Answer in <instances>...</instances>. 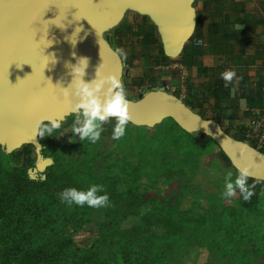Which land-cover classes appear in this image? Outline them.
Segmentation results:
<instances>
[{"label":"water","instance_id":"95a60500","mask_svg":"<svg viewBox=\"0 0 264 264\" xmlns=\"http://www.w3.org/2000/svg\"><path fill=\"white\" fill-rule=\"evenodd\" d=\"M195 1L0 0L1 148L9 155L34 146L35 168L44 173L53 160L42 155L36 121L47 117L64 122L77 115L73 106L78 98L72 93L79 78L72 75V66L87 58L85 82L98 73V78H118L123 86L126 64L104 33L117 28L129 11L148 17L157 27L164 55L178 58L196 30ZM128 100L132 126L152 129L170 119L188 134L212 139L236 171L247 169L249 179L264 182L263 153L194 112L161 83L138 100Z\"/></svg>","mask_w":264,"mask_h":264},{"label":"trees","instance_id":"16d2710c","mask_svg":"<svg viewBox=\"0 0 264 264\" xmlns=\"http://www.w3.org/2000/svg\"><path fill=\"white\" fill-rule=\"evenodd\" d=\"M142 18L150 20L148 17ZM119 28L121 32H118ZM113 31L118 40L128 35L136 38L145 62L149 63L151 55L158 48L155 36L160 38L153 23L152 26L146 23L138 26L119 25ZM199 32L197 14L195 33L182 54L176 59H168L160 43L162 55L158 62L165 65L179 62L186 67L198 63V59L206 53L205 47L197 45ZM183 102L193 110L188 101ZM170 121L188 137L197 140L199 133L188 134ZM59 131L50 137H39L43 146L42 155L54 161L46 171L45 179L33 181L28 177V171L34 169L37 162L34 146L25 145L9 155L0 146V264H183L176 255L185 248V230L193 228V211H181L179 205L169 204L168 196L161 198L160 202L147 204L146 194L140 191L139 185L140 175L146 166L142 156H151L157 161V155H162V175L168 177L174 171L179 172L173 170L171 165L175 157L173 146L160 145L148 153L143 152L141 146L136 148L133 156L139 155L141 161H136L135 157L133 163L127 165L126 187L120 190L122 181L117 182L112 176L101 177L93 168V161L82 166V162L67 163L58 157L50 140ZM201 136L203 140L197 143L198 149H206L211 142L215 144L209 137ZM235 139L246 142L245 138ZM139 143L143 145L141 141ZM164 146L166 150H163ZM220 159L226 166L232 167L221 150ZM156 161V167H159ZM93 184L103 186L109 196L108 206H67L59 198V193L65 188L87 190ZM248 184L255 185L252 189L254 195L249 202L240 197V203L242 208L252 211L259 206V198L264 195V182L249 179ZM96 213L103 215L102 224L97 227L98 237L91 241L90 247L82 248L73 236L84 229L89 233L95 232L92 218ZM130 217L137 219L135 224L128 223Z\"/></svg>","mask_w":264,"mask_h":264},{"label":"rangeland","instance_id":"374dc122","mask_svg":"<svg viewBox=\"0 0 264 264\" xmlns=\"http://www.w3.org/2000/svg\"><path fill=\"white\" fill-rule=\"evenodd\" d=\"M201 1L196 0L194 3L197 14L202 11ZM144 23L152 26L151 20L145 21L142 16L129 11L120 25L138 26ZM118 32H121L120 28ZM104 37L108 38L114 48L124 52L122 58L126 67L123 84L126 96L131 100H138L156 87L158 82L180 85L182 75H171L165 64L158 62L162 55V42L158 36H155L158 48L151 55L149 63L145 62L138 41L131 35L118 40L112 30L104 33ZM184 78L189 87L188 70L184 73ZM176 94L179 96L178 92ZM189 94L188 88L187 97L182 100L188 101ZM73 116L76 115H71L62 122L59 133L50 140L54 153L67 163L82 162L81 165L85 166L86 162L93 161L92 166L101 177L112 176L117 182L122 181L119 184L120 190L126 187L124 180L126 168L129 169L127 165H131L135 157L136 161L140 157L133 156L136 148L141 146L143 152L148 153L160 145L173 146L172 153L175 157L171 165L173 170L179 172L174 171L168 178L162 175V155H157V161L151 156L150 159L142 156L141 159L146 160V166L140 175L139 185L140 191L146 194L147 204L160 202L161 198L168 196L169 204L179 205L181 211H193V228L185 230V248L176 255L183 264H264V195L259 198V206L252 211L242 208L238 191L230 200L222 197L225 174L231 171L234 179L237 172L221 161L220 148L216 144L211 142L206 149H198L197 143H201L203 137L200 134L197 135V140L188 137L170 120L152 129L127 125L125 136L113 140L115 119L102 125L101 139L91 144L86 140L81 141L72 133ZM163 150H166L165 146ZM155 161L159 163V167H156ZM50 167L44 173L38 172L36 168L29 170V179H45ZM157 169L160 171L155 172ZM102 221V213H96L92 218L95 232L89 233L84 229L75 233L73 237L76 243L82 248L90 247L91 241L98 237L97 227ZM136 221L135 217H130L128 223L132 225Z\"/></svg>","mask_w":264,"mask_h":264},{"label":"crops","instance_id":"0c3cea01","mask_svg":"<svg viewBox=\"0 0 264 264\" xmlns=\"http://www.w3.org/2000/svg\"><path fill=\"white\" fill-rule=\"evenodd\" d=\"M198 13L205 55L191 67L171 71L190 75L188 101L193 110L221 124L231 136L245 138V127L264 106V0H202ZM241 27L237 29L235 26ZM234 70L227 87L220 77ZM181 78V79H182Z\"/></svg>","mask_w":264,"mask_h":264},{"label":"clouds","instance_id":"9594fccd","mask_svg":"<svg viewBox=\"0 0 264 264\" xmlns=\"http://www.w3.org/2000/svg\"><path fill=\"white\" fill-rule=\"evenodd\" d=\"M235 27L239 29L241 26L237 24ZM70 42L75 46V39ZM116 51L122 57L124 56L122 49L118 48ZM87 65V58H80L77 64L72 66V75L74 78H79V82L72 93L78 98V102L73 106L77 115L72 123V133L78 136L81 141L86 140L91 144H95L101 139L102 125L114 118L115 125L112 129V139L119 140L126 134L130 101L119 79L114 76L98 78L99 75L96 73L94 80L85 82L82 77L85 75ZM220 77L224 81V86L227 87L236 78V72L228 69L220 73ZM106 84L108 87L105 90ZM65 95L67 96L68 93L65 92ZM44 121H47V123H44ZM61 124V119L43 117L36 121V136L41 138L50 137L52 133L60 129ZM249 177L250 172L247 169L238 170L234 179L233 173L228 171L224 176L222 197L230 200L238 191L241 199L249 202L254 195L252 189L255 187L254 184H248ZM101 192L104 194H99ZM59 198L67 206L82 207L87 205L91 208H101L110 204L109 196L104 191L103 186L97 184L90 185L87 190H78L74 187L65 188L59 193Z\"/></svg>","mask_w":264,"mask_h":264},{"label":"built area","instance_id":"2783aa9c","mask_svg":"<svg viewBox=\"0 0 264 264\" xmlns=\"http://www.w3.org/2000/svg\"><path fill=\"white\" fill-rule=\"evenodd\" d=\"M197 45L203 46V43L199 42ZM165 67L171 72L180 70L183 65L179 62H171L167 63ZM186 81L187 80L185 78H182L179 86L167 84L164 86V88L171 94H176L178 92L179 98L184 99L187 97L188 90ZM261 96L264 102V86L261 87ZM245 140L246 143L264 154V106L254 112V117L246 125Z\"/></svg>","mask_w":264,"mask_h":264},{"label":"flooded vegetation","instance_id":"af4514ba","mask_svg":"<svg viewBox=\"0 0 264 264\" xmlns=\"http://www.w3.org/2000/svg\"><path fill=\"white\" fill-rule=\"evenodd\" d=\"M136 15H137V14H136ZM158 83H161L163 86L166 85L165 83H162V82H158ZM158 83H157V84H158ZM156 86H157V85H156ZM123 87H124V84H123ZM125 89H126V87H125ZM125 89H124V90H125ZM125 93H126V92H125ZM126 95H127V94H126ZM127 98H128V97H127ZM128 99H130V98H128Z\"/></svg>","mask_w":264,"mask_h":264}]
</instances>
